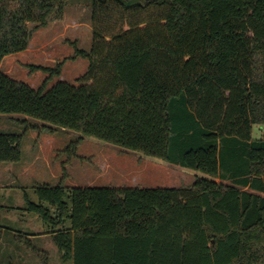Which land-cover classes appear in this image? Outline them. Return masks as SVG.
<instances>
[{"label":"trees","instance_id":"obj_1","mask_svg":"<svg viewBox=\"0 0 264 264\" xmlns=\"http://www.w3.org/2000/svg\"><path fill=\"white\" fill-rule=\"evenodd\" d=\"M66 7L0 0V114L211 179L141 189L68 188L64 177L57 187L37 184L38 203L25 195L24 207L0 208L37 216L63 264H264V136H253L264 126V0H92L91 49L74 42L55 68L30 66L54 78L68 60H87L76 85L47 90L48 78L34 89L3 73V60L62 21ZM23 138L0 134V163L22 160ZM80 143L66 147L70 159ZM40 237L0 226V256L27 250L50 264Z\"/></svg>","mask_w":264,"mask_h":264},{"label":"rangeland","instance_id":"obj_2","mask_svg":"<svg viewBox=\"0 0 264 264\" xmlns=\"http://www.w3.org/2000/svg\"><path fill=\"white\" fill-rule=\"evenodd\" d=\"M33 27V26H32ZM92 0H67L64 19L35 32L29 48L22 53L7 56L1 71L14 80L39 89L49 78L42 70L30 66L55 68L58 63L74 55V42L89 51L92 46ZM84 59L68 60L60 77L49 78L47 90L58 82L76 85L88 69ZM48 124L22 114H0V134H23L22 160L18 163H0V207L22 208L25 195L38 203L37 184L57 187L64 178L68 188H177L191 185L196 178L208 175L170 164L164 160L124 149L75 131L54 128L40 132ZM264 126H255L253 136L259 139ZM76 140L81 143L78 156L70 159L66 147ZM66 168L65 175L64 169ZM0 226L8 231L41 236L35 245L50 255V264H63L58 249L45 235L48 231L37 216L21 210L0 208ZM6 245V244H5ZM16 254V255H15ZM11 253L5 248L0 261L7 263L14 257L16 264H41L34 253ZM71 264V263H67Z\"/></svg>","mask_w":264,"mask_h":264},{"label":"crops","instance_id":"obj_3","mask_svg":"<svg viewBox=\"0 0 264 264\" xmlns=\"http://www.w3.org/2000/svg\"><path fill=\"white\" fill-rule=\"evenodd\" d=\"M263 136H264V134H263ZM216 181H217V182H220V180H219V179H216Z\"/></svg>","mask_w":264,"mask_h":264}]
</instances>
